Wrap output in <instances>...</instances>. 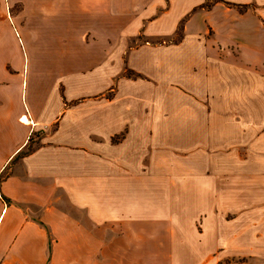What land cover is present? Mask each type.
Wrapping results in <instances>:
<instances>
[{
	"label": "crops",
	"instance_id": "1",
	"mask_svg": "<svg viewBox=\"0 0 264 264\" xmlns=\"http://www.w3.org/2000/svg\"><path fill=\"white\" fill-rule=\"evenodd\" d=\"M203 3L0 0V264H264V0ZM107 18L183 19L127 51L152 98L124 101L129 77L105 95Z\"/></svg>",
	"mask_w": 264,
	"mask_h": 264
},
{
	"label": "rangeland",
	"instance_id": "2",
	"mask_svg": "<svg viewBox=\"0 0 264 264\" xmlns=\"http://www.w3.org/2000/svg\"><path fill=\"white\" fill-rule=\"evenodd\" d=\"M214 0H204V7L208 8L209 5L213 2ZM4 7L3 9L5 10V15L6 18L10 21V28L11 29H19L20 26L22 25H27L29 21H31V17L26 16V14H23V16H20L21 9L23 8L22 3L19 1H11L7 3H3ZM33 20V19H32ZM37 20V25L32 24L28 29H38V19ZM134 19L132 18H107L106 19V27L103 25H100L98 29H106V36L108 41L112 42L111 44H107L105 47H101V49H104L103 52H97L100 54L98 56L99 61L96 62H91V68H96L95 66L97 65H104L107 70L112 71L113 75L111 76V80H113V89H108L105 93V95L112 97L114 95V89L116 88V83L117 80L119 79H126L127 77L137 79V87L135 88V93H133L132 96L125 95L124 96V101H133V102H141V101H146L148 100L149 97L152 98V90L148 86V82L146 77L141 74L138 71H135L134 69L128 67L126 65V55L127 51L132 48L136 47V45H140L144 42H161V41H176L180 38L181 36V27H182V22L183 19L178 23L177 28L168 36H147L145 35L142 30L140 31H134L132 29H144V25L146 26L147 19H138L139 21V27L136 28V25H134ZM141 21V22H140ZM142 24V26H141ZM117 29H124L125 34H123L121 31ZM88 34L84 33V37H87ZM97 36V35H96ZM91 37H95V35L92 33ZM123 42V44L119 45L120 42ZM43 46H36L35 53L38 54V48L41 51V48ZM92 51H97L100 49V47L96 46H91ZM118 48H122V54L119 59L113 58L115 55V50ZM52 47L49 46V50L51 51ZM52 53V51L50 52ZM105 54V56H103ZM43 56V55H42ZM45 56V55H44ZM38 58L40 56L38 55ZM75 62L76 64L79 63V60L75 56ZM83 67V66H81ZM80 67V68H81ZM103 80L97 81L96 86H100V83H102ZM149 88V89H148ZM60 91H63L65 89L64 85H60L59 87ZM151 90V91H150ZM45 113L42 116V123L44 124L43 127H47L50 119L47 116V113H50L52 111L48 110L46 111L44 109ZM69 133V127L67 124L64 125V129L62 131V134L60 136L64 137ZM4 174V173H3ZM257 207H255L256 209ZM256 211V210H255ZM254 211V212H255ZM239 225H236V228H238ZM243 255H237L233 258H228L225 260L224 264H241L246 258L242 257ZM254 260L251 261V264H254ZM220 264H223L222 262Z\"/></svg>",
	"mask_w": 264,
	"mask_h": 264
},
{
	"label": "trees",
	"instance_id": "3",
	"mask_svg": "<svg viewBox=\"0 0 264 264\" xmlns=\"http://www.w3.org/2000/svg\"><path fill=\"white\" fill-rule=\"evenodd\" d=\"M214 1H217V0H214ZM219 1H221V0H219ZM203 4H205V3H203ZM203 4L201 5L202 7H204ZM38 144H39V143H38ZM36 145H37V142H36L34 145H32L31 138H29L28 143L25 145V147H24L22 150H20V151L14 156V159H15V158H18V157H22L23 155H25V154L31 152V150H32Z\"/></svg>",
	"mask_w": 264,
	"mask_h": 264
}]
</instances>
